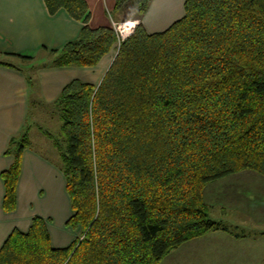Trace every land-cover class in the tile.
Returning <instances> with one entry per match:
<instances>
[{"label": "trees", "instance_id": "16d2710c", "mask_svg": "<svg viewBox=\"0 0 264 264\" xmlns=\"http://www.w3.org/2000/svg\"><path fill=\"white\" fill-rule=\"evenodd\" d=\"M43 1L49 14L64 9L83 24L52 50L53 66H96L117 41L112 27L89 26L85 0ZM134 1L143 15L149 0ZM55 107L60 130L43 133L60 154L66 225L82 236L54 248L35 215L6 237L0 264H160L185 242L229 231L208 217L202 193L241 171L264 176V0H184L165 30L139 23L99 85L72 80ZM11 144L6 213L16 207L27 132Z\"/></svg>", "mask_w": 264, "mask_h": 264}, {"label": "crops", "instance_id": "0c3cea01", "mask_svg": "<svg viewBox=\"0 0 264 264\" xmlns=\"http://www.w3.org/2000/svg\"><path fill=\"white\" fill-rule=\"evenodd\" d=\"M85 2L90 11L89 26L91 28L112 27L114 29V25L117 24L125 26L132 24L131 26L135 27L142 23L146 32L155 33L165 30L184 14V0H149L147 10L143 15L134 0H129L122 6H117V0H85ZM82 27L83 24L71 18L64 9L49 14L43 0H0V42L7 40V45L0 43V55L7 57H0V59H3L0 60V172L8 169L14 161V156L4 158L1 153L6 149L9 139L21 131L27 117L29 91L26 80L28 76L25 73L26 68L31 69V64L35 60L37 61L38 58L42 60V69H39L38 72L34 70L33 74L37 81H40L46 101H51L60 89L73 79L97 87L112 63L116 55L117 42L113 44L111 50L99 60L96 66L82 69H93L94 72L90 73L95 76L93 79L83 75L77 76L75 73L67 74L70 70L75 69L70 68V66H54L53 68H46L48 65L43 66L52 63L51 60L55 57L52 50H59L65 43L75 40ZM19 56L29 57L30 59L23 60ZM60 75L67 77L60 79ZM30 144L26 145L21 151L20 172L25 168L26 161L33 164V170L41 167L52 171L51 168L53 167L49 161L41 152L35 149L32 150ZM29 167L31 171L32 165ZM54 172L55 170H53ZM257 174L252 171H241L229 175L215 181L216 183L213 182V189H218L220 183L223 188L227 185L232 187V185L238 184L235 188L238 191L237 199L243 201V197L246 196L251 202L255 198L252 196L258 195L256 191L263 188L262 180L257 176L262 178L264 176ZM59 180L65 192L64 177H60ZM249 183L260 187L253 189L244 185ZM44 188L49 191L46 184H44ZM258 193H262V191H258ZM3 195L0 187V202L1 199L3 200ZM67 200V211L70 216L69 199ZM12 213H3L6 223L0 225V247L13 229L26 232L33 218V216L27 214L28 217L23 222L16 224L12 221L13 219L8 220L9 214ZM46 215L48 214L37 216L42 217L47 223L51 246L54 248L66 247L59 244V241L63 239H59L58 234H56L52 217ZM47 218L49 219L47 220ZM262 220L259 223L263 224L264 219L262 218ZM218 233L219 231H211L182 245L187 243L197 244L199 240ZM68 234L64 231L60 235L68 236ZM254 234V238H264L263 232L259 233L263 236H257V233Z\"/></svg>", "mask_w": 264, "mask_h": 264}, {"label": "rangeland", "instance_id": "374dc122", "mask_svg": "<svg viewBox=\"0 0 264 264\" xmlns=\"http://www.w3.org/2000/svg\"><path fill=\"white\" fill-rule=\"evenodd\" d=\"M133 30L130 33H133ZM116 42L118 46V38ZM0 43L7 45V40ZM0 57L7 58L5 55H0ZM42 64V60L38 58L37 61L35 60L31 64V69H25V73L28 76L26 80L29 91L27 117L21 131L9 139L7 147L2 151L1 155L4 158L13 157L16 152V144H11L12 141H17L27 132L32 150L35 149L41 152L53 168H51L52 171L50 169H42L41 167L33 170V164L30 161L25 162V168L22 169L18 176L16 207L13 213L9 214L8 220L13 219V222L20 224L28 215L34 217L35 215L43 216L44 214H48L46 216L52 217L54 221L56 234H58L59 239H63L59 241V244L67 246L76 240V238H80L82 233L80 228L66 225L69 216L67 211L68 198L59 180L60 177L63 178L60 165H58L60 164V154L55 145L43 133L57 134L60 130L61 120L54 111L56 108L55 102L66 85L60 89L51 101H46L40 81H37V78L33 74L34 70L38 72L39 69H42ZM43 66H47L46 68L54 67L50 63ZM70 68L75 69L70 70V72L66 71L67 74L75 73L77 76L83 75L92 79L95 78L94 75L90 74L94 72L93 69L82 70L86 67L79 65H71ZM59 77L60 79H64L67 76L60 75ZM30 165H32L31 171L29 170ZM53 170H55L54 173ZM1 172L0 187L4 194ZM43 174L45 176H42ZM257 177L262 180L263 188L258 190L262 191V193L256 191L259 196L253 195L252 197L255 198L251 202H249L250 200L245 195L243 201L237 199L238 191L235 188L238 184H234L232 187L227 185L223 188L220 183L218 189H213L212 183L206 185L202 194L208 217L213 221L225 225L231 232L219 231L218 234L199 240L197 244L187 243L181 245L166 255L160 264H264V238L253 237L254 233H257V236L262 235H259L260 232L264 233V222L263 224L259 223L262 218L264 219V178L261 176ZM44 184H46L49 191H46ZM244 185L253 189L260 187L252 183ZM3 213L7 214L3 211L1 199L0 225L6 219L3 218ZM64 231L69 233L68 236L60 235Z\"/></svg>", "mask_w": 264, "mask_h": 264}, {"label": "built area", "instance_id": "2783aa9c", "mask_svg": "<svg viewBox=\"0 0 264 264\" xmlns=\"http://www.w3.org/2000/svg\"><path fill=\"white\" fill-rule=\"evenodd\" d=\"M133 28V26L114 25V31L118 38V45L131 34L130 32H132Z\"/></svg>", "mask_w": 264, "mask_h": 264}, {"label": "bare ground", "instance_id": "6f19581e", "mask_svg": "<svg viewBox=\"0 0 264 264\" xmlns=\"http://www.w3.org/2000/svg\"><path fill=\"white\" fill-rule=\"evenodd\" d=\"M129 26H131L132 24H128Z\"/></svg>", "mask_w": 264, "mask_h": 264}]
</instances>
